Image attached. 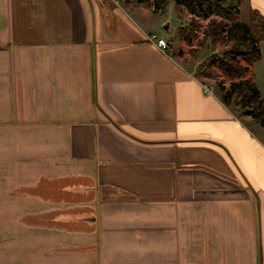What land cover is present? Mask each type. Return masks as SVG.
<instances>
[{"label":"crops","instance_id":"obj_1","mask_svg":"<svg viewBox=\"0 0 264 264\" xmlns=\"http://www.w3.org/2000/svg\"><path fill=\"white\" fill-rule=\"evenodd\" d=\"M129 10L0 0V207L40 264H264V140Z\"/></svg>","mask_w":264,"mask_h":264},{"label":"trees","instance_id":"obj_2","mask_svg":"<svg viewBox=\"0 0 264 264\" xmlns=\"http://www.w3.org/2000/svg\"><path fill=\"white\" fill-rule=\"evenodd\" d=\"M169 1L181 4L190 16L189 24L178 29L179 39L190 43L197 31L196 19L207 21L199 40L201 46L210 48L204 68L219 71L229 80L227 85L223 80L215 82V93L232 111L250 116L264 130V98L250 74L254 62L261 58L264 15L249 8L248 21L240 20L242 0H153L154 8L165 10ZM218 45L223 50L216 53Z\"/></svg>","mask_w":264,"mask_h":264},{"label":"rangeland","instance_id":"obj_3","mask_svg":"<svg viewBox=\"0 0 264 264\" xmlns=\"http://www.w3.org/2000/svg\"><path fill=\"white\" fill-rule=\"evenodd\" d=\"M115 2L130 9L132 16L140 21L148 31L165 38L168 41L170 53L181 64L186 65L202 83L209 87L212 86V91H216L215 82L217 81L223 80L224 85L228 84L229 80L224 79L219 71L207 70V72L204 68L209 58L210 48L201 46L199 40L202 38L206 20L196 19L198 23L196 35L188 43L183 39H179V27L187 26L190 22V16L181 4L178 5L169 1L170 3L165 10H157L154 8L153 0H115ZM248 12V2L242 0L240 20L247 22ZM214 50L216 53L221 52L223 46L218 45ZM260 55L261 58L254 62L250 68V74L260 91L261 97L264 98V41L260 42ZM241 120L264 140L262 126L252 119H246L248 120L246 121L241 118ZM38 229L37 227H31V225L27 227L13 216H5L4 210L0 207V264H40L37 248L43 233L39 232Z\"/></svg>","mask_w":264,"mask_h":264},{"label":"built area","instance_id":"obj_4","mask_svg":"<svg viewBox=\"0 0 264 264\" xmlns=\"http://www.w3.org/2000/svg\"><path fill=\"white\" fill-rule=\"evenodd\" d=\"M148 40L154 42L155 45H157L164 52H167L169 49L168 41H166L165 38H163L162 36H158L156 33L149 34ZM203 86H204V91L206 93L212 92V86L211 87L207 85H203Z\"/></svg>","mask_w":264,"mask_h":264},{"label":"water","instance_id":"obj_5","mask_svg":"<svg viewBox=\"0 0 264 264\" xmlns=\"http://www.w3.org/2000/svg\"><path fill=\"white\" fill-rule=\"evenodd\" d=\"M173 1H176V0H173ZM166 27V26H165Z\"/></svg>","mask_w":264,"mask_h":264}]
</instances>
